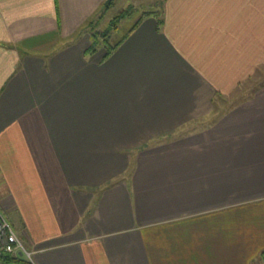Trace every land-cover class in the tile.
Segmentation results:
<instances>
[{
  "label": "crops",
  "instance_id": "1",
  "mask_svg": "<svg viewBox=\"0 0 264 264\" xmlns=\"http://www.w3.org/2000/svg\"><path fill=\"white\" fill-rule=\"evenodd\" d=\"M105 1L0 0V209L29 264H264V0H160L109 54Z\"/></svg>",
  "mask_w": 264,
  "mask_h": 264
},
{
  "label": "rangeland",
  "instance_id": "2",
  "mask_svg": "<svg viewBox=\"0 0 264 264\" xmlns=\"http://www.w3.org/2000/svg\"><path fill=\"white\" fill-rule=\"evenodd\" d=\"M160 0H106L101 10L85 25L99 46L112 45L130 29L143 12L156 9Z\"/></svg>",
  "mask_w": 264,
  "mask_h": 264
},
{
  "label": "built area",
  "instance_id": "3",
  "mask_svg": "<svg viewBox=\"0 0 264 264\" xmlns=\"http://www.w3.org/2000/svg\"><path fill=\"white\" fill-rule=\"evenodd\" d=\"M3 255L20 256L30 263L32 261L31 252L0 209V257Z\"/></svg>",
  "mask_w": 264,
  "mask_h": 264
},
{
  "label": "trees",
  "instance_id": "4",
  "mask_svg": "<svg viewBox=\"0 0 264 264\" xmlns=\"http://www.w3.org/2000/svg\"><path fill=\"white\" fill-rule=\"evenodd\" d=\"M155 8L156 9H152L151 8V9L143 12L142 15H140V17L131 26V29H133L138 24V22L140 21V19L143 16H145V15L154 14V15L160 16V14H161L160 7H157V5H156ZM119 42H120V40L117 41L116 43L112 44V45H106L105 46V48H106V54H109L110 51L112 49H114ZM98 46H99L98 40L96 39L95 36L94 37L92 36V42H91V45H90L89 49L90 50H94V48H96ZM29 263L30 262L28 260H26L25 258L20 257V256L15 257V256H11V255H3L2 257H0V264H29Z\"/></svg>",
  "mask_w": 264,
  "mask_h": 264
}]
</instances>
